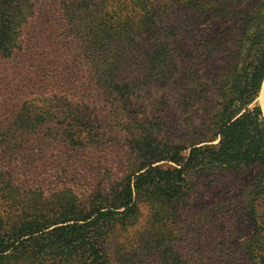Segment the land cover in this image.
<instances>
[{
	"label": "trees",
	"instance_id": "16d2710c",
	"mask_svg": "<svg viewBox=\"0 0 264 264\" xmlns=\"http://www.w3.org/2000/svg\"><path fill=\"white\" fill-rule=\"evenodd\" d=\"M156 1L0 0V155L8 144L1 140L8 128L13 129L11 146L15 149H29L41 133L64 131L63 145L71 146L70 152H83L87 148L84 135L93 130L96 117L101 119L97 100L131 92L129 82L118 80L124 71L120 62L104 60L102 49L111 48L120 33L126 32V23L137 18L145 33H157L151 30L155 23L151 7ZM239 2H228L231 24L224 80L220 83V76H214L212 87L200 85L214 96L209 134L187 145L172 144L162 152L146 154L124 178H113L105 189L98 174L97 183L89 186L92 193L86 209L73 202L60 205L58 215L32 211L21 217L13 212V221L5 227L0 215V258L16 251L35 261L48 249H56L75 258L68 264H109L107 236L131 226L141 203L155 211L160 228H169L181 219L180 205L187 200L190 175L199 179L228 172L246 177L239 211L252 228L248 237L233 244L230 264H264V107L260 103L264 0L243 8ZM209 11L220 12L216 6H204L201 13ZM164 55L161 62L172 64L171 56ZM47 102L57 107L56 115L68 107L59 115L62 125L57 126L53 111L41 109L40 104ZM161 160L176 166L155 165ZM30 162L34 165L37 160ZM81 163L70 158L68 166L74 172ZM10 186L0 164V198L7 205L6 197L14 191Z\"/></svg>",
	"mask_w": 264,
	"mask_h": 264
},
{
	"label": "rangeland",
	"instance_id": "374dc122",
	"mask_svg": "<svg viewBox=\"0 0 264 264\" xmlns=\"http://www.w3.org/2000/svg\"><path fill=\"white\" fill-rule=\"evenodd\" d=\"M254 1L157 0L151 7L155 21L151 30L157 33H145L138 18L126 23V32L120 33L111 48H103L102 55L106 61L120 62L124 71L118 80L129 82L131 92L97 100L101 119L96 117L93 130L84 135L87 148L83 152H70L71 146L63 145L64 131L41 133L29 149H15L11 146L13 129L8 128L1 137L8 144L0 164L14 191L6 197L10 205L0 198L4 227L13 221V212L21 217L32 211L58 215L60 205L73 202L86 209L92 193L89 186L97 183L98 174L105 189L113 178H124L146 154L162 152L172 144L187 145L209 134L214 96L200 85L212 87L214 76H220V83L224 80L221 75L227 70L231 24L228 2H239L243 8ZM204 6H216L220 12L202 14ZM165 53L172 64L161 62ZM40 106L54 112L57 126L64 123L59 115L68 107L56 115L57 107L49 102ZM94 142L98 148L93 147ZM32 158L37 160L34 165ZM70 158L82 160L74 172L68 166ZM155 165L176 166L166 160ZM196 178L190 175L188 197L180 205L181 219L173 226L160 228L155 211L141 203L138 219L131 226L110 233L105 242L109 264H230L233 244L248 237L252 229L239 211L246 177L224 172ZM72 260L75 258L48 249L35 261L25 253L9 252L0 258V264H68Z\"/></svg>",
	"mask_w": 264,
	"mask_h": 264
},
{
	"label": "bare ground",
	"instance_id": "6f19581e",
	"mask_svg": "<svg viewBox=\"0 0 264 264\" xmlns=\"http://www.w3.org/2000/svg\"><path fill=\"white\" fill-rule=\"evenodd\" d=\"M260 103L264 107V83H263L261 94H260Z\"/></svg>",
	"mask_w": 264,
	"mask_h": 264
}]
</instances>
